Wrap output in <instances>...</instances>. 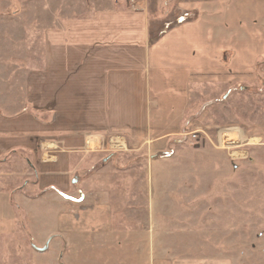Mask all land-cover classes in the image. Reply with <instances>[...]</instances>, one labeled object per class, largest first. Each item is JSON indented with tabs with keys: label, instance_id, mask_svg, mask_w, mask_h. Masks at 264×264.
I'll return each instance as SVG.
<instances>
[{
	"label": "rangeland",
	"instance_id": "374dc122",
	"mask_svg": "<svg viewBox=\"0 0 264 264\" xmlns=\"http://www.w3.org/2000/svg\"><path fill=\"white\" fill-rule=\"evenodd\" d=\"M222 7L229 56L235 46L225 28H251V0H0V116L38 113L28 105L27 78L43 69L50 30L106 14H143L154 38L185 22L218 21ZM233 9L240 13L230 15ZM228 65L222 78L190 85L185 110L177 109L183 102L173 107L183 118L164 131L176 133L135 150L74 156L77 182L69 195H49L32 174L19 176L31 169L26 156L0 166V195L8 196L0 264H264V58L241 71V64ZM83 199L113 210L109 256L99 249L76 255Z\"/></svg>",
	"mask_w": 264,
	"mask_h": 264
},
{
	"label": "crops",
	"instance_id": "0c3cea01",
	"mask_svg": "<svg viewBox=\"0 0 264 264\" xmlns=\"http://www.w3.org/2000/svg\"><path fill=\"white\" fill-rule=\"evenodd\" d=\"M251 4L256 15L251 28L244 22L236 24L235 33L224 27L235 46L229 56L223 52V7L215 13L221 15L218 21L209 16L185 22L154 38L143 14H106L50 30L43 69L27 78L28 105L38 113L0 116V166L26 156L31 169L18 175L32 174L39 191L63 197L77 182L74 156L135 150L176 133L164 130L180 125L183 115L175 111L188 106L191 84L222 78L223 68L232 67L228 63L241 64L236 67L241 71L264 58V0ZM2 200L8 196L0 195V222H5ZM80 204L73 235L78 259L95 256L96 249L111 255L112 208L101 202L85 205V199ZM92 264L103 263L95 259Z\"/></svg>",
	"mask_w": 264,
	"mask_h": 264
}]
</instances>
